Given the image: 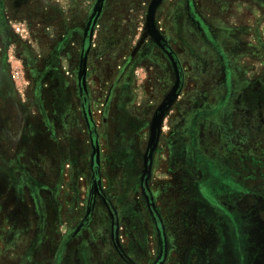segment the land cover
Masks as SVG:
<instances>
[{"label":"rangeland","instance_id":"obj_1","mask_svg":"<svg viewBox=\"0 0 264 264\" xmlns=\"http://www.w3.org/2000/svg\"><path fill=\"white\" fill-rule=\"evenodd\" d=\"M0 264H264V0H0Z\"/></svg>","mask_w":264,"mask_h":264},{"label":"built area","instance_id":"obj_2","mask_svg":"<svg viewBox=\"0 0 264 264\" xmlns=\"http://www.w3.org/2000/svg\"><path fill=\"white\" fill-rule=\"evenodd\" d=\"M14 27H15V31L18 34H21L23 36H28L30 34L31 26L25 23L15 24ZM18 54L15 57H19ZM12 57H14V55ZM21 71H22V68L19 65L12 64L11 73H12V78L14 79V81H16V89L18 90L19 94L25 97L27 95V85L25 82H20Z\"/></svg>","mask_w":264,"mask_h":264},{"label":"flooded vegetation","instance_id":"obj_3","mask_svg":"<svg viewBox=\"0 0 264 264\" xmlns=\"http://www.w3.org/2000/svg\"><path fill=\"white\" fill-rule=\"evenodd\" d=\"M20 55V54H19ZM25 67V66H24ZM27 70L28 69H31L32 68V66H31V64H28V63H26V67H25ZM28 88H27V95H28Z\"/></svg>","mask_w":264,"mask_h":264}]
</instances>
